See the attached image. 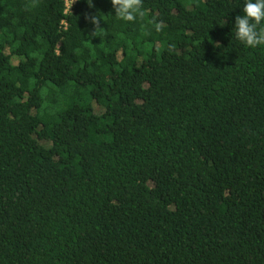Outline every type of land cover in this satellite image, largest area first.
<instances>
[{
	"label": "trees",
	"instance_id": "trees-1",
	"mask_svg": "<svg viewBox=\"0 0 264 264\" xmlns=\"http://www.w3.org/2000/svg\"><path fill=\"white\" fill-rule=\"evenodd\" d=\"M242 2L0 0V264H264Z\"/></svg>",
	"mask_w": 264,
	"mask_h": 264
},
{
	"label": "clouds",
	"instance_id": "clouds-1",
	"mask_svg": "<svg viewBox=\"0 0 264 264\" xmlns=\"http://www.w3.org/2000/svg\"><path fill=\"white\" fill-rule=\"evenodd\" d=\"M111 3L114 17L121 21L132 22L138 15H143L141 0H111ZM240 8L243 14L235 18L233 39L247 48L264 47V0H243ZM101 20L97 15L89 18L95 28L94 35L103 31L100 27Z\"/></svg>",
	"mask_w": 264,
	"mask_h": 264
},
{
	"label": "built area",
	"instance_id": "built-area-1",
	"mask_svg": "<svg viewBox=\"0 0 264 264\" xmlns=\"http://www.w3.org/2000/svg\"><path fill=\"white\" fill-rule=\"evenodd\" d=\"M78 0H64L65 2V13H70L73 11L74 6L76 5Z\"/></svg>",
	"mask_w": 264,
	"mask_h": 264
}]
</instances>
